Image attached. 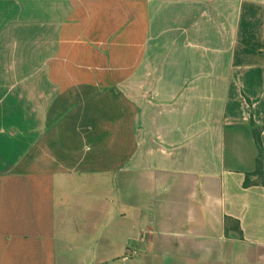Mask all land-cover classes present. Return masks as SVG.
<instances>
[{
  "label": "crops",
  "instance_id": "obj_1",
  "mask_svg": "<svg viewBox=\"0 0 264 264\" xmlns=\"http://www.w3.org/2000/svg\"><path fill=\"white\" fill-rule=\"evenodd\" d=\"M254 129L264 0H0V264H264Z\"/></svg>",
  "mask_w": 264,
  "mask_h": 264
},
{
  "label": "trees",
  "instance_id": "obj_2",
  "mask_svg": "<svg viewBox=\"0 0 264 264\" xmlns=\"http://www.w3.org/2000/svg\"><path fill=\"white\" fill-rule=\"evenodd\" d=\"M253 132L257 147L256 166L252 172L245 175L243 186L247 187L253 184H260L264 188V147L260 141L258 131L254 129ZM227 220L229 221L231 218L226 217ZM233 227L236 229V232L241 233L238 221H235V226Z\"/></svg>",
  "mask_w": 264,
  "mask_h": 264
},
{
  "label": "built area",
  "instance_id": "obj_3",
  "mask_svg": "<svg viewBox=\"0 0 264 264\" xmlns=\"http://www.w3.org/2000/svg\"><path fill=\"white\" fill-rule=\"evenodd\" d=\"M132 252H133V254H134V255H136V254H137V251H134V250H133Z\"/></svg>",
  "mask_w": 264,
  "mask_h": 264
}]
</instances>
